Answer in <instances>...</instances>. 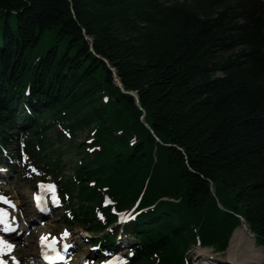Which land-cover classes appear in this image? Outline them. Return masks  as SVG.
<instances>
[{"label":"trees","instance_id":"1","mask_svg":"<svg viewBox=\"0 0 264 264\" xmlns=\"http://www.w3.org/2000/svg\"><path fill=\"white\" fill-rule=\"evenodd\" d=\"M0 146L105 244L138 203L132 264L224 253L241 218L264 246V0H0Z\"/></svg>","mask_w":264,"mask_h":264},{"label":"rangeland","instance_id":"2","mask_svg":"<svg viewBox=\"0 0 264 264\" xmlns=\"http://www.w3.org/2000/svg\"><path fill=\"white\" fill-rule=\"evenodd\" d=\"M56 43V37L54 31H48L45 33L43 37V41L41 42L38 51H40L42 54H45L50 48H52ZM60 50L61 52H64L67 47L66 42H59ZM77 141L82 142L87 137V132H77ZM72 139L70 137H65L60 144H56V148L60 150L61 152H64L71 142ZM82 158L81 155H76L74 153L70 154L69 157L65 160V177H67L70 174H72V170L76 168L77 163H79V160ZM8 176V175H7ZM37 179H29L24 180L20 179L16 174L12 173L9 176V183L7 185H1V189L3 191H7L8 194L15 199L19 204L22 205L24 213L28 215L32 213L31 208V197L34 194V186L37 182ZM79 223L75 226L72 225H66L65 218H64V211L59 209L58 211H55L53 215L50 216L49 219L39 222L36 226H34L32 229H29V231H26L28 229H25V224L29 221L27 216H24L22 214L21 218L23 223L21 222V228L25 229V233L22 235V239H18L19 242L17 244H23L28 243L31 240L33 241V247L31 249H27L24 245V249L26 254L30 256L31 260H35L36 250L35 245L37 243V239L39 236H41L42 233H46V236H57L61 237L65 231H71L73 232V242L77 245V257L79 260L72 264H78L79 262H82L86 260V256L89 255V248H85V239L87 237L95 236L96 233L89 230L91 227H89V224L83 220V217L79 215ZM102 234L99 236L101 237ZM27 239V241H25ZM17 240V241H18ZM32 241L30 242L32 244ZM124 243L122 244V246ZM255 247L257 250L264 255V246L256 245ZM23 253V252H22ZM19 254V253H18ZM32 254V255H31ZM20 256V255H19ZM88 260L94 259L92 256H88ZM228 250L224 253H217L213 251V248H200L198 246L193 247L190 252L188 253V259L191 261L192 264H228L230 263ZM80 264V263H79ZM255 264V263H253ZM264 264V260L259 263Z\"/></svg>","mask_w":264,"mask_h":264},{"label":"bare ground","instance_id":"3","mask_svg":"<svg viewBox=\"0 0 264 264\" xmlns=\"http://www.w3.org/2000/svg\"><path fill=\"white\" fill-rule=\"evenodd\" d=\"M21 216L22 213H20L19 216L14 215V218L21 219ZM11 240V244H14L13 239ZM25 241H27V239ZM30 242L28 241V243L17 244L16 254L19 253L22 260H24V264L29 261V256L26 254V249L23 247L25 245L27 249H31V247H33V241L32 244ZM228 254L230 257V263L228 264H259L264 260V255L255 247V238L248 235L243 227H239L234 232L228 248Z\"/></svg>","mask_w":264,"mask_h":264},{"label":"snow or ice","instance_id":"4","mask_svg":"<svg viewBox=\"0 0 264 264\" xmlns=\"http://www.w3.org/2000/svg\"><path fill=\"white\" fill-rule=\"evenodd\" d=\"M35 171V169H34ZM40 187H47V189L51 192H53V195L55 196V186L54 185H43L41 184ZM39 199V198H37ZM0 201L8 204L10 207H15V205L7 200L3 195H0ZM39 206V205H38ZM45 209L41 208V211H44ZM14 219V217H13ZM0 225H3V231L4 232H13L15 229L12 227V225L9 223V213L4 210L0 209ZM65 237L69 235L67 231L63 234ZM45 238H41V243H44ZM47 247V245H46ZM13 245L9 243L7 240H5L3 237H0V264H5V260L3 259L4 256L8 255L12 251ZM53 251H56V249L53 247ZM131 254V253H130ZM62 259V257H60ZM12 264H19V262L15 259V257H11Z\"/></svg>","mask_w":264,"mask_h":264},{"label":"water","instance_id":"5","mask_svg":"<svg viewBox=\"0 0 264 264\" xmlns=\"http://www.w3.org/2000/svg\"><path fill=\"white\" fill-rule=\"evenodd\" d=\"M85 40L88 41L89 46L91 48V51L93 52V49H92V40L89 37H87L86 35H85ZM98 58H100V57H98ZM102 60L105 62L106 66L112 72L113 78H114V82H115L116 86L121 89V91H122L123 94L129 95V96L133 97L134 100H135V102H136V104H137V106H139V100H138L137 95L135 93L125 91L124 88H123V86H122V84H121V82H120V80L118 79V77L116 75L115 69H113L106 60H104V59H102ZM210 185H211V187H210L211 193L213 195H215V189L213 187V184L211 183ZM220 208H222L221 205H220ZM241 226L248 233V235H250V236H252L254 238H258L259 237L258 235H255L252 231L249 230L248 224H247V222L243 218H241Z\"/></svg>","mask_w":264,"mask_h":264}]
</instances>
